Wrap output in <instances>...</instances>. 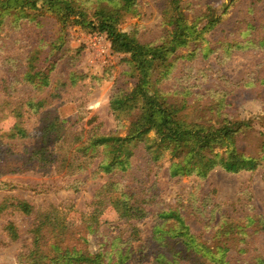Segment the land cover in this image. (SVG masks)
<instances>
[{
	"label": "rangeland",
	"instance_id": "1",
	"mask_svg": "<svg viewBox=\"0 0 264 264\" xmlns=\"http://www.w3.org/2000/svg\"><path fill=\"white\" fill-rule=\"evenodd\" d=\"M20 1L25 5L0 0V10L9 11L0 13V204L26 201L35 215L12 207L1 212L0 264H27L20 257L33 242L34 218L52 208L68 215L71 229L79 228L84 216L97 230L66 237L62 248L77 247L91 255L138 252L124 264H156L153 256L158 252L179 257L178 264H212L213 256L222 253L229 264L264 261V163L255 171L216 168L206 178L172 177L170 166L177 159L165 151L155 161L145 143H138L130 146L133 156L125 168L106 173L99 168L103 149L93 157L77 150L93 135L127 137L141 103L115 112L112 102L131 95L139 84L155 81L151 92L166 94L170 104H187L179 117L188 124L216 130L225 118L251 122L238 137L237 148L245 156L261 157L264 0H181L187 25L197 33L180 47H165L174 30L165 13L171 0H136L131 9L117 0H66L58 6ZM225 8L223 17L213 19L216 9ZM79 12L87 16L69 17ZM96 14L113 17L118 30L170 54L153 59L150 75L142 74L143 61L133 62L131 54L111 48L105 58L97 55L89 47L98 33L91 23ZM55 121L60 126L50 138L56 158L76 159V165L89 162L86 169L26 162L31 155L40 159L34 154ZM19 129L24 132L19 134ZM147 138L159 140L153 132ZM125 200L139 203L146 217L127 219ZM169 211L182 215L189 235L208 251L182 246L181 241L163 247L153 240L158 215ZM10 224L17 238L7 229ZM135 235L137 240L130 239ZM140 249L149 255L142 263L135 258L141 256Z\"/></svg>",
	"mask_w": 264,
	"mask_h": 264
},
{
	"label": "trees",
	"instance_id": "2",
	"mask_svg": "<svg viewBox=\"0 0 264 264\" xmlns=\"http://www.w3.org/2000/svg\"><path fill=\"white\" fill-rule=\"evenodd\" d=\"M65 1L45 0V2L53 3L55 6L65 4ZM117 1V5L128 9H131L136 3V0ZM22 2L24 1L17 0V4ZM170 3L171 6L165 13L169 24L173 26L174 30L172 39L166 42L165 47L174 43H177L180 47L187 42V38L195 37L197 31H195L194 27L187 25L182 12L181 0H171ZM22 4L25 5V3ZM1 6L2 4L0 3ZM225 10L226 8L224 11L216 9L212 15L213 19L223 17ZM0 13H9V11L0 10ZM82 14L81 12L75 15L73 13L69 17H75L76 20L84 19V16L87 15L83 14V16ZM91 23L96 31L108 34L112 48L116 53L131 54L133 62L136 63L143 61L141 63L143 75H150L153 72V59H160L170 54L169 49L160 51L158 48L143 45L131 35L118 30L113 17L96 14L94 15V22ZM217 23L209 24L207 29L214 28ZM151 55L152 57L148 59ZM31 64L33 65V62ZM44 82L47 83V79ZM153 83L155 81H150L149 86L139 84L131 95L119 96L112 102V108L115 112L126 111L131 104H134L133 108H138V103H141L139 108L141 113L138 119L132 123L127 137L93 135L86 141L81 142L77 150L93 157L99 149H103L105 159L101 162L99 168L106 173L114 172L117 167L125 168L131 156H133V149L130 146L138 143H145L147 150L155 161L160 160L165 151H169L171 157L177 159L176 161L172 159L170 166L172 177L195 175L199 178H206L216 168H220L227 173H240L243 171H255L263 165L264 154L261 157L245 156L237 148L238 137L251 126V122H233L225 118L223 125L216 130L201 124H188L179 117L180 112L186 108L187 104L185 102L183 106L170 104L166 94L158 90L156 92L150 91ZM136 98L137 102L133 101ZM59 126L58 122L55 121L47 127V134L42 137V146L34 154L36 158L41 156L40 159H34L31 155V159H27L26 162L28 164L36 162L41 166L58 165L60 169L67 171L86 169L87 165L90 164L89 162L76 165V159L56 158L53 150L54 141L50 138V135L54 134ZM23 132L22 129L18 130L19 134ZM152 132L156 134L159 140L150 141L147 138ZM124 203L128 213L127 219H143L146 217V213L139 203L128 200H125ZM9 207L19 210L26 216L35 215L32 205L26 201L15 199L11 204L8 201L0 204V214ZM84 218L82 216V225L79 228L71 229L68 223V215L55 208L45 213H37L31 228L33 242L28 252L21 255L20 258L27 264H105L106 262L107 264H124L138 254V252L130 254L126 252V255L123 252L107 254L105 250L97 255H91L86 250H81L77 247H74L73 250L62 248V244L68 236L73 237L75 234H82L83 232L91 234L97 232L93 223ZM158 218L160 223L155 226L153 240L160 243L161 246L167 247L173 241H181L182 246L208 251L206 245L197 244V237L189 235L190 227L178 211L162 212L158 215ZM172 220H175L176 224H171ZM7 229L13 238H17V229L14 224H10ZM134 232L138 233V230L135 229ZM188 236L191 237L190 240H195L194 244L186 238ZM135 238L136 235L135 237L131 236L130 239L137 240ZM219 250H225V248L220 246ZM139 253H141V256L135 258L140 263L143 262V258H149L148 254H144V250L140 249ZM178 253L180 254V252ZM222 254L220 258H214L213 256L210 262L212 264H229L225 258L226 255ZM169 256L166 253H155L153 256L154 263L178 264L179 257L170 258ZM258 262L259 264H264L262 259H259Z\"/></svg>",
	"mask_w": 264,
	"mask_h": 264
},
{
	"label": "built area",
	"instance_id": "3",
	"mask_svg": "<svg viewBox=\"0 0 264 264\" xmlns=\"http://www.w3.org/2000/svg\"><path fill=\"white\" fill-rule=\"evenodd\" d=\"M89 47L97 55L106 57V54L111 51L112 43L109 36L105 32L95 33L89 41Z\"/></svg>",
	"mask_w": 264,
	"mask_h": 264
}]
</instances>
